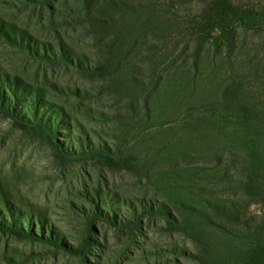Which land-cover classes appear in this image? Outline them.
I'll use <instances>...</instances> for the list:
<instances>
[{"label": "rangeland", "instance_id": "374dc122", "mask_svg": "<svg viewBox=\"0 0 264 264\" xmlns=\"http://www.w3.org/2000/svg\"><path fill=\"white\" fill-rule=\"evenodd\" d=\"M217 1L0 0L6 29L67 55L0 32L1 70L66 116L51 133L0 113V207L86 248L0 230V264H244L264 243V0H228L259 21L223 45L202 32Z\"/></svg>", "mask_w": 264, "mask_h": 264}, {"label": "trees", "instance_id": "16d2710c", "mask_svg": "<svg viewBox=\"0 0 264 264\" xmlns=\"http://www.w3.org/2000/svg\"><path fill=\"white\" fill-rule=\"evenodd\" d=\"M255 14L254 12H243L239 7L228 0H218L214 9L207 12L206 15L208 20L206 25L202 27V32L206 36H209L212 32H218V43L220 45L229 44L234 31L238 27H245L259 21H257ZM261 21L263 20H260V22ZM0 32L4 34L7 39H12L16 45L32 53V55L43 57L46 60L56 61L58 58H60V60L67 59L66 52L63 49L59 54L50 46L48 48L45 46L42 49L37 43H32L33 41L25 31L17 33L12 29H6L4 23L1 21ZM0 113L13 117L22 127L27 128L29 126H35L37 129L49 130L51 133H56V131L59 130V127L63 124L66 117L63 112L54 110L53 103L41 98V90L27 84L18 76H11L3 72L1 68ZM241 115L244 117L243 124L247 126V128L255 126L251 120L252 114L248 106L244 105L241 107ZM81 149L83 151L87 149L83 146V143H81ZM99 155L101 158H106L108 161H111L108 154ZM251 164L253 174L250 181V188L254 191H259L260 195L264 196V155L253 152V154H251ZM97 210H99L100 213L97 212L96 216L102 217V212L99 207H97ZM4 211H8V214H5ZM47 219L46 216L39 211L25 212L13 206H8L6 208L0 207L1 231L11 232L21 238L49 242L59 248V245H61V248L65 247L68 251L75 254L84 255V253H86V248H74L60 240L54 232L55 228L53 226H48ZM113 221L116 224V220L114 219ZM37 225L39 227V232L36 231ZM244 261V264H264V243L261 242L254 246V248L248 250Z\"/></svg>", "mask_w": 264, "mask_h": 264}]
</instances>
